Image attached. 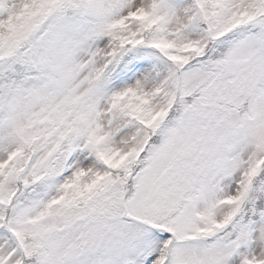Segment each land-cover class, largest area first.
Listing matches in <instances>:
<instances>
[{
	"label": "snow or ice",
	"instance_id": "1",
	"mask_svg": "<svg viewBox=\"0 0 264 264\" xmlns=\"http://www.w3.org/2000/svg\"><path fill=\"white\" fill-rule=\"evenodd\" d=\"M0 264H264V0H0Z\"/></svg>",
	"mask_w": 264,
	"mask_h": 264
}]
</instances>
